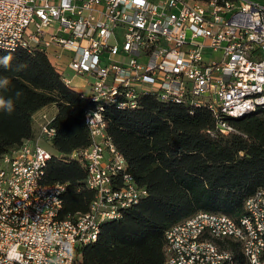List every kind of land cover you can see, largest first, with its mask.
Returning <instances> with one entry per match:
<instances>
[{"label": "built area", "instance_id": "built-area-1", "mask_svg": "<svg viewBox=\"0 0 264 264\" xmlns=\"http://www.w3.org/2000/svg\"><path fill=\"white\" fill-rule=\"evenodd\" d=\"M0 48L44 51L94 102L90 142L70 156L95 193L86 211L60 216L66 184L42 182L51 152L40 140L54 128L41 114L38 135L0 157V264H74L103 221L147 193L106 132V105L137 108L150 94L206 106L221 134L264 108V0H0ZM163 254V264H264V187L239 216L198 210L172 224Z\"/></svg>", "mask_w": 264, "mask_h": 264}, {"label": "trees", "instance_id": "trees-1", "mask_svg": "<svg viewBox=\"0 0 264 264\" xmlns=\"http://www.w3.org/2000/svg\"><path fill=\"white\" fill-rule=\"evenodd\" d=\"M9 54L10 66L0 65V78L10 84L0 96L12 98L15 110H0V157L35 135L38 109L55 106L49 119L54 151L42 182L66 184L61 217L86 211L94 189L85 183L84 164L70 153L90 142L85 114L94 102L64 82L44 51L0 48V57ZM20 64L26 67L17 70ZM17 90L23 92L19 100ZM103 113L106 132L147 193L119 218L103 221L96 240L77 248L75 264H163L169 226L198 210L239 216L246 197L264 187V108L230 118L235 130L228 134L218 132L206 106L164 102L150 94L137 108L106 105ZM229 246L241 258L238 244Z\"/></svg>", "mask_w": 264, "mask_h": 264}, {"label": "clouds", "instance_id": "clouds-1", "mask_svg": "<svg viewBox=\"0 0 264 264\" xmlns=\"http://www.w3.org/2000/svg\"><path fill=\"white\" fill-rule=\"evenodd\" d=\"M12 60L11 54L7 56L0 57V65H3V67L8 68L10 66V61ZM26 67L24 64H20L17 66V70H20L22 68ZM10 84V81L8 78H0V90H7L8 85ZM23 95L22 90H17L15 92V98L16 100H19ZM0 110L7 112L8 114H11L15 110L14 101L12 98L5 99L3 96H0Z\"/></svg>", "mask_w": 264, "mask_h": 264}, {"label": "crops", "instance_id": "crops-1", "mask_svg": "<svg viewBox=\"0 0 264 264\" xmlns=\"http://www.w3.org/2000/svg\"><path fill=\"white\" fill-rule=\"evenodd\" d=\"M49 57V56H48ZM49 59H50V61L52 62V60H51V58L49 57ZM52 64H53V62H52ZM54 65V64H53ZM46 107H49V109H50V117H52V115H54V113L56 112V108H55V106H53V105H48V106H43V107H41L40 109H38L35 113H34V115H33V120H35L34 121V131H35V135L37 136L38 135V131H39V127H37L36 128V123L40 120V116H41V114H43V112H44V109L46 108ZM54 108V111H52V109L51 108ZM39 116V117H38ZM34 135V136H35ZM41 141V140H40Z\"/></svg>", "mask_w": 264, "mask_h": 264}, {"label": "rangeland", "instance_id": "rangeland-1", "mask_svg": "<svg viewBox=\"0 0 264 264\" xmlns=\"http://www.w3.org/2000/svg\"><path fill=\"white\" fill-rule=\"evenodd\" d=\"M52 109V111H54V108L52 107L51 108ZM43 114H45L46 116H47V118H49V116H50V109H49V107H46L45 109H44V112H43ZM39 117V116H38ZM41 117V116H40ZM41 123V119L36 123L37 125H36V128L37 127H39V124ZM41 143H42V145H44L49 151H54V149L52 148V146L48 143V142H46V141H44V140H41ZM74 264H75V262H74Z\"/></svg>", "mask_w": 264, "mask_h": 264}]
</instances>
